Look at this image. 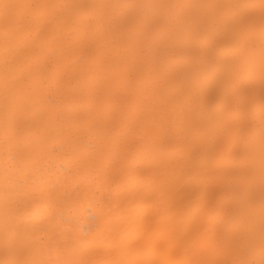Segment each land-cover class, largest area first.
I'll return each instance as SVG.
<instances>
[{
    "label": "bare ground",
    "instance_id": "bare-ground-1",
    "mask_svg": "<svg viewBox=\"0 0 264 264\" xmlns=\"http://www.w3.org/2000/svg\"><path fill=\"white\" fill-rule=\"evenodd\" d=\"M0 264H264V0H0Z\"/></svg>",
    "mask_w": 264,
    "mask_h": 264
}]
</instances>
